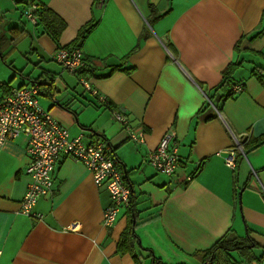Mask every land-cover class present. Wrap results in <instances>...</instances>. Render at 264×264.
Here are the masks:
<instances>
[{"label":"crops","instance_id":"0c3cea01","mask_svg":"<svg viewBox=\"0 0 264 264\" xmlns=\"http://www.w3.org/2000/svg\"><path fill=\"white\" fill-rule=\"evenodd\" d=\"M31 2L65 22L58 41L46 27L50 16L35 26L25 19ZM91 19L97 24L80 45L84 65L68 72L53 54ZM15 58L24 63L17 67ZM0 60L11 69L5 75L0 62L1 81L36 85L40 106L71 136L108 145L132 191L134 231L145 248L137 250L140 264H154L151 257L264 264V85L251 74L257 67L264 77V0H0ZM229 63L238 64L230 90L242 88L226 96L220 83ZM112 108L144 130V145L127 138ZM168 129L182 160L172 176L145 163ZM25 146L19 136L0 151V264H135L116 251L130 211L105 227L109 193L74 158L57 157L53 190L35 207L41 217L19 213L29 183ZM229 155L233 167L225 164ZM223 237L226 248L205 253Z\"/></svg>","mask_w":264,"mask_h":264},{"label":"built area","instance_id":"2783aa9c","mask_svg":"<svg viewBox=\"0 0 264 264\" xmlns=\"http://www.w3.org/2000/svg\"><path fill=\"white\" fill-rule=\"evenodd\" d=\"M104 1L99 0V4H103ZM22 13L32 25L39 23L40 7L34 2L23 8ZM53 58L64 70L72 73L79 72L84 65L82 48L77 45L57 48ZM79 82L96 96L100 107L110 108L107 97L95 89L88 78L79 76ZM241 88V85L235 84L231 90L238 92ZM37 95L36 85L12 86L0 80V151L6 141L24 136L25 153L30 158L25 169L29 183L20 200L19 213L41 217L35 210L36 204L41 197L52 192L57 157L65 155L81 162L91 174L96 186L106 187L111 202L103 209L102 223L105 227L112 226L119 211L129 207L131 189L126 184L123 172L111 150L102 140L87 143L82 135L71 136L66 127L40 106ZM111 113L130 141L138 145L145 144L144 130L134 126L126 113L115 108L111 109ZM179 144L175 130H166L158 145L147 153L145 163L156 172L167 176L174 175L182 165L178 153ZM240 151L245 155L241 147ZM225 164L229 167L234 166L232 155L225 157ZM251 171L258 179L257 172L253 169ZM185 179L189 181L191 176ZM259 183L264 192V185L260 181ZM76 227V224H72L65 229L74 230Z\"/></svg>","mask_w":264,"mask_h":264},{"label":"trees","instance_id":"16d2710c","mask_svg":"<svg viewBox=\"0 0 264 264\" xmlns=\"http://www.w3.org/2000/svg\"><path fill=\"white\" fill-rule=\"evenodd\" d=\"M50 16V20L46 22V27L48 31L51 33L55 41H58L59 35L63 28L65 27V22L57 16L52 10L49 8L40 7V21L44 20V17ZM97 21L96 20H89L85 24H83L76 33L75 38L72 40V42L69 45L62 46L66 48H70L72 46H80L84 39L87 37V35L94 29L96 26ZM258 34V33H257ZM60 48V47H58ZM238 64L237 63H229L222 73V79L220 83V87L225 90L226 96H231V90L230 86L233 82V74L235 70L237 69ZM262 69L254 67L251 71V74L257 78V80L264 85V77L262 76ZM80 72V71H79ZM108 146V145H107ZM128 211L131 213V219L127 227L122 231L119 240L116 245V251L119 254L123 253H129L133 259L135 260V264H140L139 258L140 253H138L137 250H145L139 243V239L137 235L135 234V227H136V220H137V211L135 208V204L133 201L132 191L130 196V204L127 208ZM225 238H221L218 242H216L211 248L205 251L206 254L211 255L216 249L219 248H226V246L223 244ZM246 245H241L239 243L235 244V249H243ZM232 249V248H231ZM152 256V254L150 255ZM152 262L154 264H163L160 260H158L155 257H151Z\"/></svg>","mask_w":264,"mask_h":264},{"label":"rangeland","instance_id":"374dc122","mask_svg":"<svg viewBox=\"0 0 264 264\" xmlns=\"http://www.w3.org/2000/svg\"><path fill=\"white\" fill-rule=\"evenodd\" d=\"M11 59V58H10ZM9 61V59L7 60V62ZM15 63V65L17 66V67H20V65L22 64V63H24V61H22V60H20V58H15L14 60H13ZM0 62H1V65L2 66H4L3 68H4V71H5V75H7V73H10L11 74V69H9V67L6 65V64H4L1 60H0ZM5 79L7 80V78L5 77ZM1 80V79H0Z\"/></svg>","mask_w":264,"mask_h":264},{"label":"water","instance_id":"95a60500","mask_svg":"<svg viewBox=\"0 0 264 264\" xmlns=\"http://www.w3.org/2000/svg\"><path fill=\"white\" fill-rule=\"evenodd\" d=\"M124 169V168H123Z\"/></svg>","mask_w":264,"mask_h":264}]
</instances>
